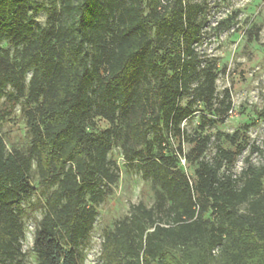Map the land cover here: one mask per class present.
Segmentation results:
<instances>
[{"label": "trees", "instance_id": "1", "mask_svg": "<svg viewBox=\"0 0 264 264\" xmlns=\"http://www.w3.org/2000/svg\"><path fill=\"white\" fill-rule=\"evenodd\" d=\"M46 27H37L39 0H0L3 118L26 99L31 146L8 151L0 136V264H24V224L16 207L32 198L33 161L38 187L48 195L33 250L37 264H81L93 231L95 206L119 179L109 158L123 140L127 163L139 161L153 178L155 204H132L129 217L105 235L102 264H264V140L233 172L245 151L240 134L226 135L205 160L210 138L198 136L184 153L183 124L204 110L201 129L223 124L231 92L217 106L216 66L198 52L204 25L190 0H53ZM30 75L28 85L26 79ZM189 99L186 105H182ZM97 119L110 127L98 130ZM157 129L159 149L149 134ZM122 131L124 134H122ZM172 138L176 151L168 154ZM184 157V158H183ZM194 166L193 176L182 160ZM245 207L244 210L241 208Z\"/></svg>", "mask_w": 264, "mask_h": 264}, {"label": "rangeland", "instance_id": "2", "mask_svg": "<svg viewBox=\"0 0 264 264\" xmlns=\"http://www.w3.org/2000/svg\"><path fill=\"white\" fill-rule=\"evenodd\" d=\"M202 6L200 19L203 22V36L198 44V52L205 62L216 66L217 106L223 101L225 91L231 92L233 104L223 124L207 126L201 129L204 110L196 105L195 114L183 124L185 139L183 149L189 154L193 148L191 140L209 137L210 145L204 159L212 161L219 147L231 149V143L225 136H233L239 132V143L245 151L238 158L233 172L239 176L247 162L258 165L261 157L253 152V146L262 147L264 140V0H190ZM44 5L41 13L34 16L35 26L46 27L50 15L55 8L53 0H39ZM0 47L11 50V57L15 64L20 60V50L10 47L6 38L0 39ZM30 75L26 79L28 85ZM185 99L182 105H186ZM5 97H0V136L6 142L8 151L13 149L28 151L31 146V136L27 128L25 110L28 108L26 99H22L5 118ZM98 130H105L110 125L103 119H97ZM122 134L124 132L122 131ZM157 129L149 134L151 149L156 153L159 141L156 138ZM172 145H168L167 153L176 151L178 140L172 138ZM123 140L116 139L109 158L118 166L119 179L111 188L108 196L95 206L97 212L96 223L89 238L81 247L83 260L81 264H102L101 253L106 233L114 231L118 223L131 213V205L143 203L150 208L155 204L156 189L153 178L145 179L139 169V161L129 164L124 158ZM184 158V157H183ZM183 170L191 177L194 166L187 160L182 162ZM38 171L36 161H33L31 183L35 193L31 199L16 207L24 224L25 236L22 240L25 254L24 264H37V255L33 250L35 233L38 223L44 217L46 209L45 199L48 195L38 187ZM245 207L241 209L244 210Z\"/></svg>", "mask_w": 264, "mask_h": 264}, {"label": "built area", "instance_id": "3", "mask_svg": "<svg viewBox=\"0 0 264 264\" xmlns=\"http://www.w3.org/2000/svg\"><path fill=\"white\" fill-rule=\"evenodd\" d=\"M182 162H183V160H182Z\"/></svg>", "mask_w": 264, "mask_h": 264}]
</instances>
